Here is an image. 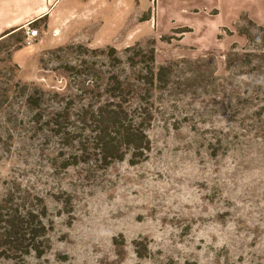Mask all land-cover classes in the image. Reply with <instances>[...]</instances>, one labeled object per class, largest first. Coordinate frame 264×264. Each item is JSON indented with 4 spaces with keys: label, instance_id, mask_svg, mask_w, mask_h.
<instances>
[{
    "label": "rangeland",
    "instance_id": "obj_1",
    "mask_svg": "<svg viewBox=\"0 0 264 264\" xmlns=\"http://www.w3.org/2000/svg\"><path fill=\"white\" fill-rule=\"evenodd\" d=\"M263 1L152 0V23H131L128 36L102 48H92L104 34L94 30L106 31L97 25H74L70 35L96 34L92 47H49L40 21L29 25L39 29L35 41L23 32L2 38L0 205L5 191L4 208L37 214L45 204L41 221L52 226L36 240L41 252L12 253L0 240V264H264V24L238 21L245 12L263 22ZM132 64L142 74L171 67L152 93L147 160L68 165L81 154L79 117L111 99L104 89L114 76L130 88ZM54 115L68 137L55 132ZM135 240L147 247L143 259Z\"/></svg>",
    "mask_w": 264,
    "mask_h": 264
},
{
    "label": "trees",
    "instance_id": "obj_2",
    "mask_svg": "<svg viewBox=\"0 0 264 264\" xmlns=\"http://www.w3.org/2000/svg\"><path fill=\"white\" fill-rule=\"evenodd\" d=\"M249 24L255 26L252 21ZM257 29L264 34L263 27L257 26ZM239 33L245 35L251 42L256 41L246 29L239 28ZM148 43L150 49L147 62L152 64L155 58V44L152 40H149ZM130 69L134 75V83L131 84L130 88L127 89L123 80L114 76L110 80L112 82L110 87L104 89L105 94L109 95L111 99L96 105L95 109V106H91L89 111H85L79 117L81 154L72 156L71 161L73 160V163L68 165L88 162L92 160V156L95 160L100 161L103 166L123 162L128 155L129 164L132 166L147 160L152 148L151 140L147 134V130L154 119V106L151 103L152 93L165 82L171 67L160 66L159 70L154 72L152 66L149 65L148 69H145V74H142L143 69L134 71L136 67L133 64ZM134 88H139L140 93L137 95L136 105L131 106V99L137 94ZM64 117L65 115L60 114L59 120H64ZM55 118L54 115L50 121L51 125L56 128L55 132L57 134L66 133L68 137V133L71 132L67 131L66 126L56 121ZM84 133H90L92 137L89 138V135H84ZM89 142L92 144L90 150L92 153H88L87 144ZM10 195L11 193L5 191L0 205V240L3 241V245L8 246L7 251L12 253L23 252L25 249V252L28 250L38 252L42 244L37 243L39 241L36 240L44 235L47 228L52 226V222L44 224L41 221V218H44L47 213L45 211L46 205L42 204L37 214L35 213L37 210L28 209L25 211L22 207L20 209L4 208L3 205L9 203L7 199ZM56 198L61 201V197L57 196ZM62 202L64 207L69 209L67 213L71 214L70 201L63 199ZM25 240L26 243L29 240L28 245H23ZM133 244L137 257L139 259L145 258L147 247H143V242L135 240ZM39 252L41 251L39 250Z\"/></svg>",
    "mask_w": 264,
    "mask_h": 264
},
{
    "label": "crops",
    "instance_id": "obj_3",
    "mask_svg": "<svg viewBox=\"0 0 264 264\" xmlns=\"http://www.w3.org/2000/svg\"><path fill=\"white\" fill-rule=\"evenodd\" d=\"M62 1L64 0H0V40L15 33L23 32L26 40L35 41L40 35L31 40L26 35V28L40 21L44 43L47 42L49 47L70 42L92 47L88 43L95 40L96 34L91 37L86 36V42H81L76 38V40L70 39V35L74 25L80 27L97 25L98 27L106 26V31L102 32L99 28L94 30L95 33L104 34L99 37L100 44L92 48H102L113 45L114 41H120L121 38L128 36V27L131 23H152L155 18L153 13L148 15L152 9V0H67L65 4H62ZM131 2L133 3L132 12ZM155 2L156 0H154ZM136 3L139 9L135 6ZM210 10L216 11L215 14H218L216 8ZM193 11H197V9ZM76 14V20L71 19V16ZM243 14L258 24H264V21L260 22L257 17L249 16L245 12L239 13L238 21ZM100 15L107 16L102 18ZM97 16L99 19H96V23L92 22V18ZM147 36L150 35L145 33L141 37ZM139 40L140 38L135 39L136 42Z\"/></svg>",
    "mask_w": 264,
    "mask_h": 264
},
{
    "label": "built area",
    "instance_id": "obj_4",
    "mask_svg": "<svg viewBox=\"0 0 264 264\" xmlns=\"http://www.w3.org/2000/svg\"><path fill=\"white\" fill-rule=\"evenodd\" d=\"M26 35L29 39L33 40V39H36L40 35V32L37 27L29 26L26 28Z\"/></svg>",
    "mask_w": 264,
    "mask_h": 264
}]
</instances>
